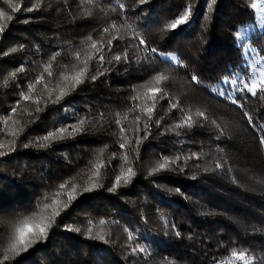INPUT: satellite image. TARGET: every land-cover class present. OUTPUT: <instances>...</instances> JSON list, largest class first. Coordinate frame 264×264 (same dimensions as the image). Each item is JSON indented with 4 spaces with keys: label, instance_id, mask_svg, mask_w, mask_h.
<instances>
[{
    "label": "trees",
    "instance_id": "1",
    "mask_svg": "<svg viewBox=\"0 0 264 264\" xmlns=\"http://www.w3.org/2000/svg\"><path fill=\"white\" fill-rule=\"evenodd\" d=\"M0 12V264H245L233 252L264 264V90L223 83L264 58L255 0H0ZM39 218L47 239L12 252Z\"/></svg>",
    "mask_w": 264,
    "mask_h": 264
},
{
    "label": "snow or ice",
    "instance_id": "2",
    "mask_svg": "<svg viewBox=\"0 0 264 264\" xmlns=\"http://www.w3.org/2000/svg\"><path fill=\"white\" fill-rule=\"evenodd\" d=\"M213 2H214V0H213ZM2 15H4V13L0 12V16H2ZM9 19H11V17H9ZM188 20H189V13L186 12L179 19H177L175 21V23H173L171 25V28L173 30H175L179 25H182V24L186 23ZM3 31H4L3 26H0V32H3ZM105 31H107V29H105ZM144 43H145V41L140 40V44H144ZM92 47L95 48L96 45L93 44ZM13 51H15V49H13ZM151 51L153 53H155L156 49L153 48V49H151ZM253 51H255V50L253 49ZM115 59L117 61H120L121 57L120 56H116ZM171 59L173 61H175L176 58L175 57H171ZM101 60H103V57H101ZM253 63H256V61H253ZM258 73L260 74L259 81L257 80V74ZM73 79H74V82H75L73 87H75V84H79L81 82L79 76L74 77ZM93 79H95V77H93ZM154 79L158 83V82L161 81L162 76L161 75H157V76H155ZM192 80L196 81L197 77L193 76ZM241 80L243 81L242 83L240 82ZM223 83H225V84L231 83V85L233 86V88L235 90H239L241 92L246 90L247 92H249L253 96H255L257 94V88L258 87L261 88L262 90H264V68L253 67L251 69V73H250V76L248 77V79H243L242 77L238 76V78H234L230 82L225 80V81H223ZM152 91L159 92L160 89L157 88V89H153ZM64 94L65 93L63 91H61V96H63ZM219 95L220 96H224L225 95L224 91H219ZM23 99L24 100H28L29 97L28 96H24ZM58 99H59V97H58ZM172 107L175 108L176 105L173 104ZM241 107H243V106L241 105ZM145 111L147 113L151 114L152 111H153V108H146ZM199 115L203 116L204 113L201 112V113H199ZM249 120H251V117H249ZM185 123L188 124L189 126H191V117H188L187 120L185 121ZM60 131H61V134H63V132L66 131V130L65 129H61ZM74 131H78V129H74ZM45 139H48V137H45ZM260 139H261V143L264 144V137H261ZM121 147L123 148L124 145H121ZM2 155H4V153L0 152V156H2ZM164 168H165V164H160L158 166V168H154L152 171L153 172H157V171L162 170ZM132 175H134V173L132 172V169L129 168L128 171H127V174H125V176L123 177L125 182L130 180ZM194 178L195 177H193V179ZM96 187H97V185L93 184L92 188L85 189V192H89L93 188H96ZM177 191H180V190L177 189ZM50 227H51V224L46 222V218H39L37 220V222H35L34 224L33 223H29L27 220H25L23 222V224L16 229L18 235H17L16 241L11 246V251L18 255L20 253H23V252L27 251L28 248H30L32 245L36 244L37 242L46 240L47 239V235H48V229ZM176 235L179 236V232H177ZM99 238L101 240L104 239L102 236L99 237ZM131 238H132L131 234H129V239H131ZM137 250L139 252H141V253L146 251L145 248H143V247H141L139 249H136V248L132 249L133 253H135ZM232 255L237 257L240 260H243L245 262V264H248V261L246 259V253L233 252ZM4 259L8 260L9 257L5 256Z\"/></svg>",
    "mask_w": 264,
    "mask_h": 264
},
{
    "label": "rangeland",
    "instance_id": "3",
    "mask_svg": "<svg viewBox=\"0 0 264 264\" xmlns=\"http://www.w3.org/2000/svg\"><path fill=\"white\" fill-rule=\"evenodd\" d=\"M255 8H256V12L258 14V21H259L258 26L259 27H263L264 26V0H255ZM254 29H255V25H249V26L241 29L239 34H238V39L240 41L245 39L249 34H251V32ZM245 48H246L247 58L249 60L250 59V55L247 52L248 46H246ZM164 55H165V57H167L169 59H171V57H175L176 58L175 61H177V59H178V56H177V54L175 52H166V53H164ZM253 61H256V63H253ZM249 63H250L249 75L248 76H244L243 79H248V77L250 76V73H251V69L253 67L264 68V58L262 56H260L259 54H257V53H254L252 58L249 60ZM259 77H260V74L258 73L257 74V80L258 81H259ZM234 78H238V76H236ZM240 82H243V81L241 80Z\"/></svg>",
    "mask_w": 264,
    "mask_h": 264
}]
</instances>
